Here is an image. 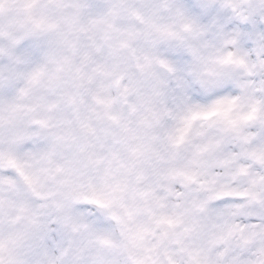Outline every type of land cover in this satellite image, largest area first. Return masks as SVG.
<instances>
[{"label":"clouds","instance_id":"9594fccd","mask_svg":"<svg viewBox=\"0 0 264 264\" xmlns=\"http://www.w3.org/2000/svg\"><path fill=\"white\" fill-rule=\"evenodd\" d=\"M0 264H264V0H0Z\"/></svg>","mask_w":264,"mask_h":264}]
</instances>
